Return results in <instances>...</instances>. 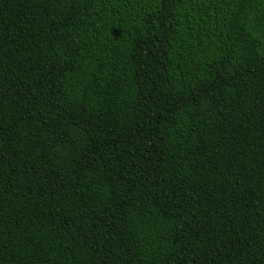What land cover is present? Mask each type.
I'll return each instance as SVG.
<instances>
[{
  "label": "trees",
  "instance_id": "obj_1",
  "mask_svg": "<svg viewBox=\"0 0 264 264\" xmlns=\"http://www.w3.org/2000/svg\"><path fill=\"white\" fill-rule=\"evenodd\" d=\"M0 264H264V0H0Z\"/></svg>",
  "mask_w": 264,
  "mask_h": 264
}]
</instances>
